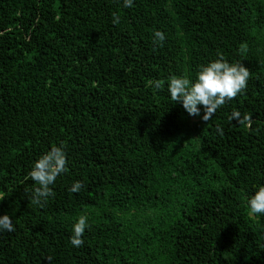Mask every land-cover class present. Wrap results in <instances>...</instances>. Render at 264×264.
Listing matches in <instances>:
<instances>
[{
    "label": "trees",
    "instance_id": "obj_1",
    "mask_svg": "<svg viewBox=\"0 0 264 264\" xmlns=\"http://www.w3.org/2000/svg\"><path fill=\"white\" fill-rule=\"evenodd\" d=\"M219 57L250 78L205 122L167 84ZM56 146L67 170L35 204L30 169ZM260 184L264 0H0V264H264Z\"/></svg>",
    "mask_w": 264,
    "mask_h": 264
},
{
    "label": "clouds",
    "instance_id": "obj_2",
    "mask_svg": "<svg viewBox=\"0 0 264 264\" xmlns=\"http://www.w3.org/2000/svg\"><path fill=\"white\" fill-rule=\"evenodd\" d=\"M135 0H122L124 8H132ZM118 22V18H117ZM166 33L161 30L154 31V42L163 44ZM250 72L242 63H230L223 57L208 62L201 66L194 80L179 77L170 78L167 84L168 94L173 102H178L189 116H200L205 122L212 119L215 112L226 101H230L242 94L248 85ZM153 87L159 89L160 82H153ZM201 109L203 115L201 116ZM229 121L237 124L250 125L251 117L242 114L239 110H232ZM217 132H223L217 127ZM67 170V157L62 146H56L39 157L32 165L29 175L38 185L34 190L33 203L41 204L53 196L52 185L58 176ZM83 188L81 181L72 184L70 191L79 193ZM250 215L264 216V184H260L247 200ZM89 220L86 215L79 216L72 225L70 243L74 248L81 247L85 241L83 236L89 228ZM12 219L7 214L0 215V233L14 232Z\"/></svg>",
    "mask_w": 264,
    "mask_h": 264
}]
</instances>
